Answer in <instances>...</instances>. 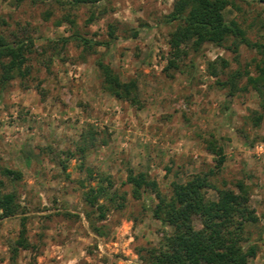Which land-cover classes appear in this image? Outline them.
<instances>
[{
	"label": "rangeland",
	"instance_id": "374dc122",
	"mask_svg": "<svg viewBox=\"0 0 264 264\" xmlns=\"http://www.w3.org/2000/svg\"><path fill=\"white\" fill-rule=\"evenodd\" d=\"M227 1L225 21L264 44V3ZM171 3L0 0V33L33 43L24 76L0 89V165L20 172L4 180L20 212L0 218V264H147L148 249L172 228L152 217L151 192L131 196L128 169L145 173L165 196L172 182L195 173L217 188L241 184L255 216L241 234V245L256 249L245 264H264V109L253 90L241 89L264 54L228 37L186 48L179 66L165 70L172 24L163 17ZM98 62L120 81H135L136 103L103 88ZM234 72L232 92L219 82ZM87 131L94 144L79 152ZM99 174L109 176L107 192L116 197L99 199L104 217L92 209L88 220L82 192L107 185ZM206 196L214 199L215 191L207 188ZM21 216L29 248L11 258Z\"/></svg>",
	"mask_w": 264,
	"mask_h": 264
},
{
	"label": "trees",
	"instance_id": "16d2710c",
	"mask_svg": "<svg viewBox=\"0 0 264 264\" xmlns=\"http://www.w3.org/2000/svg\"><path fill=\"white\" fill-rule=\"evenodd\" d=\"M97 1L69 0L72 4L88 5ZM257 1L264 3V0ZM227 5V0H172L170 10L163 17V22L172 24L167 38L165 70L179 66L186 54V48L196 49L205 42L218 46L228 37H233L248 47H255L264 54V44L250 43L244 37L242 29L225 21L222 11ZM90 20L91 17L88 21ZM4 24L0 19V25ZM109 35L112 36L111 33ZM61 40L65 42L67 39ZM80 42L88 46L90 43L84 38H80ZM32 46L31 38L25 35L19 37L12 34L11 38H7L0 33V89L13 78L24 76L26 55L32 51ZM97 69L104 89L112 95L122 96L130 103H136L133 79L120 81L109 65L101 62L97 63ZM237 76L239 73L234 72L229 79L219 84H227L233 92L236 89ZM247 87L257 94L264 109V58L255 64V75H246L241 89L246 90ZM86 135L79 152L94 144V133L87 131ZM206 148L209 151L214 150L210 142H207ZM216 152L217 164H221V149L218 147ZM19 178V171L0 165V218L20 212L15 193L4 190L5 179L14 181ZM99 181H106L107 185L98 184L82 192V199L90 209L85 213L88 220L91 218L92 209L97 211L98 220L104 217V204L98 203L99 199L107 197V200L114 201L116 197L114 192L110 195L107 192L112 185L108 175L99 174ZM125 182L130 185L133 198H139L145 191L151 192L156 199L150 209L152 217L172 228L169 233L162 235L157 246L148 249L147 264H245L248 258L254 256L255 246L241 245L244 225L255 220L248 205V193L241 184L236 185V190L217 188L210 182L207 174L195 173L183 182H172L170 195L165 196L159 192L155 181L143 172L133 173L128 169ZM207 188L215 191L214 199L206 196ZM120 199L123 200V197L120 196ZM122 205L120 202L115 206L120 208ZM23 220L24 217L21 216V227L10 250L11 258L16 256L19 248H29ZM193 220L199 222V227L193 225Z\"/></svg>",
	"mask_w": 264,
	"mask_h": 264
}]
</instances>
